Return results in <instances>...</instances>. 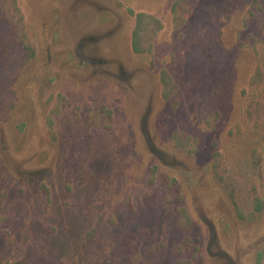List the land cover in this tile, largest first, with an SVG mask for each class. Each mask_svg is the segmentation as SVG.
<instances>
[{
  "label": "rangeland",
  "instance_id": "rangeland-1",
  "mask_svg": "<svg viewBox=\"0 0 264 264\" xmlns=\"http://www.w3.org/2000/svg\"><path fill=\"white\" fill-rule=\"evenodd\" d=\"M0 264H264V0H0Z\"/></svg>",
  "mask_w": 264,
  "mask_h": 264
}]
</instances>
